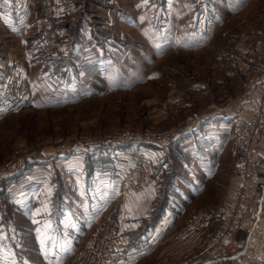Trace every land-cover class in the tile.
<instances>
[{"label":"rangeland","instance_id":"374dc122","mask_svg":"<svg viewBox=\"0 0 264 264\" xmlns=\"http://www.w3.org/2000/svg\"><path fill=\"white\" fill-rule=\"evenodd\" d=\"M10 1L3 2V9L11 12ZM65 2L70 6L69 13L61 16L57 0H33L32 7L38 16L33 18L32 25L29 23L31 43L37 41L39 52L46 57L56 54L59 43H69L73 49L70 56L74 54V59H83L85 64L67 66L63 62L54 65L37 61L32 76L15 69L20 73V82L26 83V95L20 102H15L14 97L8 99L0 110V172L4 174L0 182L4 204L0 205V264L44 263L40 243L34 242L31 234L32 228L38 231L31 221V205L24 202V190L33 183L31 158L39 159V153L53 149L47 154L54 156V162L73 140L91 139L90 146L105 147L115 157V168L109 170L120 174L119 181H124L123 194L127 196L148 183L139 188L130 186L135 160L138 158L139 163L140 154H145L144 162L150 170L149 157L154 144L166 143L171 139L160 140L167 134L185 130L193 112L197 115L210 112L236 97L241 107L251 101L255 105L257 97L252 90V77L243 67L252 62L258 41L264 43V0H126L123 2L131 14H122L120 18L114 17L118 10L116 1L114 4L111 0ZM107 8L114 14L111 19ZM56 30L63 32L62 37H56ZM106 30L111 31L109 35L115 37V43L105 44ZM17 34L11 35L0 24V43L1 38L6 40L5 54L11 47L17 48L18 56L21 54ZM88 43L96 44L97 51L94 47L84 49L83 44ZM24 46L26 49V40ZM95 51L109 62L106 69L87 63ZM260 60L264 62V57ZM56 66L61 72L74 70L72 75L78 89L87 91L83 98L73 93L77 89L71 88L66 75L47 72L49 67ZM11 73L0 85L9 80ZM50 74L52 78L48 77ZM32 79L37 80L35 83L41 89L36 98L28 93ZM44 89L53 94L59 93L57 89L71 94L48 97ZM62 104L65 105L58 106ZM131 134L135 138H130ZM234 158L233 151V162ZM21 159L24 164L19 162ZM130 164L133 165L129 167ZM225 167L212 180L213 192L207 191L211 195L209 202L202 197L201 206L219 202L216 187L225 181ZM23 171L25 174L30 171V176L20 180L13 177ZM137 177L140 178L139 174ZM196 209L190 208L179 222L183 224L185 217ZM105 223L106 220L99 233ZM181 226L184 225L176 224L174 230ZM233 244L224 257L210 263L224 264L229 253L235 254L246 243L238 245L234 240ZM254 244L249 245L260 247L253 261L256 264L261 244ZM84 246L83 243L77 249ZM77 249L54 264H69Z\"/></svg>","mask_w":264,"mask_h":264},{"label":"crops","instance_id":"0c3cea01","mask_svg":"<svg viewBox=\"0 0 264 264\" xmlns=\"http://www.w3.org/2000/svg\"><path fill=\"white\" fill-rule=\"evenodd\" d=\"M6 1L10 0H0V24L11 35L19 33L18 37L15 36L19 39L17 41L21 54L18 56V50L14 47L5 54L6 40L1 38L0 81L15 69L32 76L37 61L54 65H61L60 62H63V65L67 66L85 64L83 59H74V54L70 56L73 49H70L69 43H59L56 54L43 56L38 50L37 41L31 43L29 23L32 25L33 18L38 16L32 7L33 0H11V12L3 9V2ZM114 1L118 10L114 15L112 9L107 8L110 9V19L113 15L120 18L129 11L123 2L126 0H111V3L114 4ZM57 2L58 15L66 16L70 6L65 0ZM56 31V37H62L63 32ZM110 32H105V44L115 43V37L110 36ZM80 34L81 28L77 35ZM13 41L12 38L11 45ZM258 43L255 45L252 62L248 65L242 64L248 71L246 74L249 73L252 78L264 77V62L260 60L264 57V43ZM93 47L98 49L96 44H83V48L87 50ZM96 51L87 63L98 65V69L104 70L109 62L105 57H100L99 52L96 55ZM99 58L102 60H98ZM59 68L49 67L47 72L59 71L62 76L66 75L71 82V88L73 86V90L77 89L76 93H73L83 98L87 91L78 89L76 78L72 75L74 70L61 72ZM48 77H51V74ZM36 81L31 80V90H28L32 98H36L37 92L41 90ZM44 90L48 91L45 93L48 97L71 94L70 91L63 93L60 89H57L58 94ZM52 100L55 99L51 98ZM70 103L72 102L67 104ZM240 103L236 97L223 106L214 107L210 112L199 115L193 112L188 118L185 130L178 132L176 137L166 143L154 144L149 157L148 183L127 196L123 194L124 181H119L120 174L109 170L110 167L115 168V157H112L110 150L105 147L90 146L91 139L73 140L68 146L69 151L67 149L61 153L54 162V156L50 154L53 149L47 150L50 151L49 154L45 150L44 154L39 153V159L31 158L33 183L30 188L24 190V202L31 205V221L38 227L37 232L32 228L31 234L33 241L40 243V253L45 256L43 264H54L55 261L63 260L81 244L88 245L99 233L108 216H113L119 223L123 246L121 249L129 254L127 262L121 261L118 264H141L146 259L149 260L146 264H213L209 261L203 262L199 254L202 250L201 243L221 224L227 202L233 197L237 187V173L233 162L234 118L237 114H248L247 108L253 106L254 102L243 104L242 107L239 106ZM0 107V110L5 108L4 105ZM258 149L263 158V165L259 171L260 181L246 205V219L256 218L264 228V130ZM223 166H226L223 169L225 181L216 187L220 196L219 202L201 206L202 197L209 202L211 195L209 196L207 191L212 190V180ZM18 173L13 176L16 180L30 176V171L26 174ZM192 207L197 208L196 211L189 213V217H185L181 224L180 219L190 212ZM176 224L184 226L174 230ZM254 245L246 243L245 247L238 248L235 254L229 253L224 264H253L260 251V247ZM137 246H143V251L137 253ZM47 256L50 259L46 262Z\"/></svg>","mask_w":264,"mask_h":264},{"label":"built area","instance_id":"2783aa9c","mask_svg":"<svg viewBox=\"0 0 264 264\" xmlns=\"http://www.w3.org/2000/svg\"><path fill=\"white\" fill-rule=\"evenodd\" d=\"M19 76L20 73L15 70L9 75V80L0 85V105H5L12 97L15 98V102H20L25 97L26 83H21ZM251 85L252 90L257 93L255 105L247 108L248 114H237L234 118L233 151L237 187L233 197L227 202L221 224L201 243L203 249L199 258L207 263L224 257L227 248L235 245L233 244L235 240L238 245L260 242L261 255L256 260V264H264V228L258 219H246V205L260 181L259 171L263 165V158L258 148L264 130V77H253ZM176 135V132L167 134L160 142L168 141ZM129 136L135 138L132 134ZM119 140L121 141V136ZM140 156L142 160L138 163L137 158L130 171V175L133 174L131 176L133 181L129 183L135 188L145 185L150 173L144 162L145 154ZM19 162L24 164L22 159ZM132 165L130 164L129 167ZM138 174L140 178L137 177ZM3 177L4 174L0 172V182ZM0 205L4 206L1 198ZM122 247L119 223L113 216H108L102 232L91 243L77 249L68 262L69 264H118L122 260L129 259V254L122 252ZM143 249V246H137L135 251L139 253Z\"/></svg>","mask_w":264,"mask_h":264},{"label":"trees","instance_id":"16d2710c","mask_svg":"<svg viewBox=\"0 0 264 264\" xmlns=\"http://www.w3.org/2000/svg\"><path fill=\"white\" fill-rule=\"evenodd\" d=\"M30 165H31V164H29V166H30ZM30 168H31V167H30ZM30 168H29V169H30ZM22 173H25V172L23 171ZM22 173H21V174H22Z\"/></svg>","mask_w":264,"mask_h":264}]
</instances>
